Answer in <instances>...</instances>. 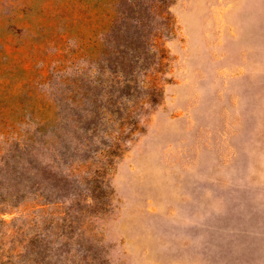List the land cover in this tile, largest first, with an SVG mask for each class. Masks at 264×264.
<instances>
[{"label":"rangeland","instance_id":"obj_1","mask_svg":"<svg viewBox=\"0 0 264 264\" xmlns=\"http://www.w3.org/2000/svg\"><path fill=\"white\" fill-rule=\"evenodd\" d=\"M6 254L264 264V0H0Z\"/></svg>","mask_w":264,"mask_h":264},{"label":"trees","instance_id":"obj_2","mask_svg":"<svg viewBox=\"0 0 264 264\" xmlns=\"http://www.w3.org/2000/svg\"><path fill=\"white\" fill-rule=\"evenodd\" d=\"M152 100H155V98ZM128 115L129 114L127 113L126 116L128 117ZM4 257L5 258L0 260V264H13V262L11 261L10 254L4 255ZM32 264H51V263L48 260H46V255L44 254V255L40 256V260H33Z\"/></svg>","mask_w":264,"mask_h":264}]
</instances>
